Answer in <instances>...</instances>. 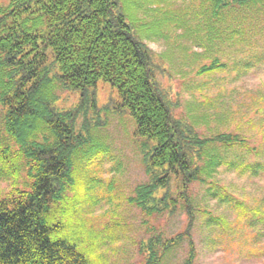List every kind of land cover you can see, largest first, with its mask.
<instances>
[{"label": "trees", "instance_id": "obj_1", "mask_svg": "<svg viewBox=\"0 0 264 264\" xmlns=\"http://www.w3.org/2000/svg\"><path fill=\"white\" fill-rule=\"evenodd\" d=\"M199 5L197 34L205 33L199 39L217 46L228 40L233 45L247 44L264 36V0H199ZM136 6L144 8V1L0 0L1 126L20 147L33 178L30 188L13 186L0 195V264H90L75 243L53 238L51 217L54 204L75 185L82 152L91 149L82 135L91 125L86 121L78 128V119L89 111L91 99L95 104L100 82L118 90L119 106L131 113L137 134L149 146L145 163L150 179L135 188L131 200L147 214L174 215L183 208L189 216L184 233L165 242L152 239L145 245L153 248L150 263L160 253L157 246L162 245L156 259L161 264L157 261L188 237L185 264H195L198 248L192 230L201 207L193 200V184L212 185L218 169L228 164L225 149L264 155V142L261 147L251 145L240 132L214 128L202 133L200 127L210 122L234 126L236 110L225 116L207 114L208 120L192 113L190 106L186 110L179 93L173 97L172 87L162 85L157 76L159 70L166 72V65L160 66L156 53L130 24L138 19L131 12ZM256 44L251 42L246 48L252 50ZM250 60L245 61L247 66ZM226 66L215 57L199 73ZM59 89L81 91L82 99L77 106L60 110L55 106ZM209 101L203 99V103ZM229 165L243 172L253 168L257 175L260 168L264 170V162L232 159ZM222 198L235 201L233 206L246 219L264 222L260 218L264 208H249L233 195ZM201 209L223 230L229 227L224 217Z\"/></svg>", "mask_w": 264, "mask_h": 264}, {"label": "rangeland", "instance_id": "obj_2", "mask_svg": "<svg viewBox=\"0 0 264 264\" xmlns=\"http://www.w3.org/2000/svg\"><path fill=\"white\" fill-rule=\"evenodd\" d=\"M143 1L144 8L131 9L138 19L130 24L156 53L160 66L166 65L165 73L161 70L157 73L162 85L171 86L173 97L176 99L179 93L186 110L190 106L192 113L200 118H208L207 114L211 113L231 115L236 110L234 126L231 122H210V126L200 127L202 133L207 134L214 128L240 132L251 145L261 147L264 142V36L252 38L250 35L252 39L247 44L233 45L228 40L214 46L207 39H199L205 33L200 37L197 34L199 0ZM251 42L257 43L252 50L246 48ZM215 57L227 66L200 74V68ZM248 58L252 63L249 66L245 64ZM206 97L211 101L203 103ZM217 98L219 101L215 102ZM81 99V91L59 89L55 106L68 109L77 106ZM93 101L94 98L89 103V111L78 119V128L86 121L91 125V129L82 133L91 149L82 152L75 169V185H70L63 194L64 199L52 208L53 238L75 243L88 256L90 264H157L162 245L156 247L160 253L155 254L152 263L148 260L154 257L153 248L145 245L152 239L162 238L165 242L184 233L189 216L183 208L174 215L147 214L131 200L135 188L150 179L145 163L149 146L143 145L147 140L137 134L134 117L119 106L122 99L111 84L100 82L95 104ZM259 107L260 114L256 112ZM176 112L182 114L181 109ZM224 151L228 164L218 169L212 185L195 182L192 195L198 206L210 210L214 217H224L229 227L223 230L210 214L198 209L192 230L198 248L195 264H264V222L246 219L233 206L235 201L222 198L233 195L249 208H264V170L260 168L257 175L252 173L253 168L243 172L229 165L232 159L264 162V155L241 148ZM29 166L20 147L2 128L0 118V189L3 190L0 195H5L13 186L30 188L28 183L33 178ZM260 218L264 220V215ZM189 251L186 237L157 262L185 264Z\"/></svg>", "mask_w": 264, "mask_h": 264}, {"label": "clouds", "instance_id": "obj_3", "mask_svg": "<svg viewBox=\"0 0 264 264\" xmlns=\"http://www.w3.org/2000/svg\"><path fill=\"white\" fill-rule=\"evenodd\" d=\"M0 194H3V190L2 189H0Z\"/></svg>", "mask_w": 264, "mask_h": 264}]
</instances>
